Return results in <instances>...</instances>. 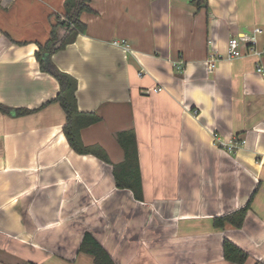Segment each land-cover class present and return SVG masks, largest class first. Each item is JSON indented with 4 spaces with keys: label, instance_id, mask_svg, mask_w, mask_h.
Instances as JSON below:
<instances>
[{
    "label": "crops",
    "instance_id": "obj_1",
    "mask_svg": "<svg viewBox=\"0 0 264 264\" xmlns=\"http://www.w3.org/2000/svg\"><path fill=\"white\" fill-rule=\"evenodd\" d=\"M64 1L0 5V104L31 109L0 111V264H95L79 251L85 231L119 264H237L223 238L246 252L242 264H264V54L243 48L207 69L255 27L264 48V0L91 1L85 30L48 58L76 78L77 108L100 117L80 138L109 162L67 143L58 82L34 56ZM129 128L142 201L112 176L123 158L115 134ZM212 132L245 145L227 153ZM247 202L242 227L212 223Z\"/></svg>",
    "mask_w": 264,
    "mask_h": 264
},
{
    "label": "trees",
    "instance_id": "obj_2",
    "mask_svg": "<svg viewBox=\"0 0 264 264\" xmlns=\"http://www.w3.org/2000/svg\"><path fill=\"white\" fill-rule=\"evenodd\" d=\"M92 0H65L64 13L55 15L54 22L51 24L48 37L43 43H36L37 50L34 52L36 61L39 63L40 69L49 73L57 80L59 90L56 97L52 99L59 104L64 112L65 121L62 125L63 132L67 143L77 154H93L104 160H107L104 149L99 144L86 145L80 138V131L83 127L94 124L100 119L95 113L81 111L77 108V98L75 95L77 88V80L69 73L60 70L50 59H45V54L52 55L67 44L74 41L76 35L85 30V24L80 16L82 11L90 10ZM0 111L10 116H20L28 114L31 109L21 107H7L0 104ZM117 143L123 150L122 161L112 164V176L115 185L118 188H125L133 193L136 200H143L142 182L139 172V159L137 155V143L133 128L121 130L115 134ZM248 202L244 208L232 211L231 213L215 216L212 223L215 227L223 229L225 225H232L240 228L245 219ZM222 255L225 260L242 264L248 258V255L232 240L223 238ZM80 252L90 254L95 264H119L112 260L101 245L87 231L84 232L80 243Z\"/></svg>",
    "mask_w": 264,
    "mask_h": 264
},
{
    "label": "built area",
    "instance_id": "obj_3",
    "mask_svg": "<svg viewBox=\"0 0 264 264\" xmlns=\"http://www.w3.org/2000/svg\"><path fill=\"white\" fill-rule=\"evenodd\" d=\"M10 0H0V5L8 3ZM262 31V28L255 27L252 34L246 37H243L242 39H239L237 37H230L228 39L226 53L223 55H217L212 54L209 56V59L207 60V69L210 71L215 67L216 62L220 61L221 59H233V58H239L244 53L243 48L249 52L253 53L256 56H260L261 54H264V48L260 49L259 51L256 50V40L255 36ZM243 40V41H242ZM111 43L115 46L121 47L124 51L129 49V44L127 41L123 39H114L111 41ZM182 66V63L180 61H177L175 63V67L180 68ZM256 72L262 73L263 69L262 67L257 63L256 64ZM142 71L137 72V76H141ZM162 86H154L150 87L149 91L157 93L161 91ZM212 140L213 143L220 149L224 150L225 152H234L238 150L239 148H242L245 145L246 139H244L242 136L238 134H232L228 138L221 137L215 132H212ZM257 163L259 165H262L264 163V155L262 154V157H260L257 160Z\"/></svg>",
    "mask_w": 264,
    "mask_h": 264
},
{
    "label": "water",
    "instance_id": "obj_4",
    "mask_svg": "<svg viewBox=\"0 0 264 264\" xmlns=\"http://www.w3.org/2000/svg\"><path fill=\"white\" fill-rule=\"evenodd\" d=\"M49 55L48 54H45V59H48Z\"/></svg>",
    "mask_w": 264,
    "mask_h": 264
},
{
    "label": "rangeland",
    "instance_id": "obj_5",
    "mask_svg": "<svg viewBox=\"0 0 264 264\" xmlns=\"http://www.w3.org/2000/svg\"><path fill=\"white\" fill-rule=\"evenodd\" d=\"M62 15V14H61Z\"/></svg>",
    "mask_w": 264,
    "mask_h": 264
}]
</instances>
